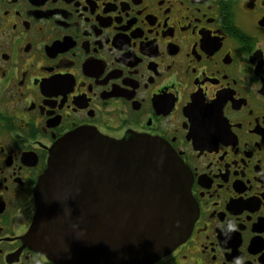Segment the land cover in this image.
I'll return each instance as SVG.
<instances>
[{"label":"flooded vegetation","instance_id":"obj_1","mask_svg":"<svg viewBox=\"0 0 264 264\" xmlns=\"http://www.w3.org/2000/svg\"><path fill=\"white\" fill-rule=\"evenodd\" d=\"M79 129L186 170L197 216L150 264H264V0H0V264H62L27 234Z\"/></svg>","mask_w":264,"mask_h":264},{"label":"water","instance_id":"obj_2","mask_svg":"<svg viewBox=\"0 0 264 264\" xmlns=\"http://www.w3.org/2000/svg\"><path fill=\"white\" fill-rule=\"evenodd\" d=\"M27 240L62 264H150L190 234L197 205L158 138L79 129L49 150Z\"/></svg>","mask_w":264,"mask_h":264}]
</instances>
